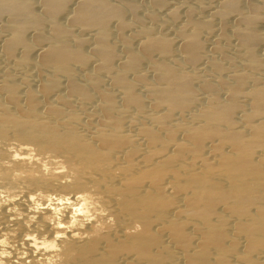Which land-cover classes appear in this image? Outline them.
Instances as JSON below:
<instances>
[{
    "label": "bare ground",
    "instance_id": "6f19581e",
    "mask_svg": "<svg viewBox=\"0 0 264 264\" xmlns=\"http://www.w3.org/2000/svg\"><path fill=\"white\" fill-rule=\"evenodd\" d=\"M5 156L0 264H264V0H0Z\"/></svg>",
    "mask_w": 264,
    "mask_h": 264
},
{
    "label": "rangeland",
    "instance_id": "374dc122",
    "mask_svg": "<svg viewBox=\"0 0 264 264\" xmlns=\"http://www.w3.org/2000/svg\"><path fill=\"white\" fill-rule=\"evenodd\" d=\"M9 142L11 143H9V145H7L8 147L7 146L6 147L7 149L9 148V150H11V148H13L14 145L12 144L13 141H9ZM13 150H16L15 147L11 151ZM38 157L40 159V156ZM38 157L35 156L34 158L33 156L34 159L36 158L38 159ZM43 159L46 160V158L41 157L40 161H43ZM7 160H8L7 156H5L4 158H0V168H1V163L4 161L6 163ZM31 197L33 199H31ZM47 198L48 197H44V196L42 197L40 189L37 186H31L27 184L25 181H23V179L21 178H18L17 180H9V179L0 178V208L1 207L10 208L12 211L11 216L15 218L21 219L23 221L25 220V222H29V221L31 222L32 220L36 219V217L41 215L42 212L46 210L45 206L49 205V200ZM1 220H2V214L0 213V228L2 227L1 234H0V240L6 241L7 244L10 243L12 245L14 244L13 241H15L14 236L13 235L7 236V234L14 233L10 229L11 225L3 224ZM23 233L25 235V232ZM7 244H6V247H7ZM15 250L14 252L20 251L19 255H21V252L23 249L21 248V249H15Z\"/></svg>",
    "mask_w": 264,
    "mask_h": 264
}]
</instances>
